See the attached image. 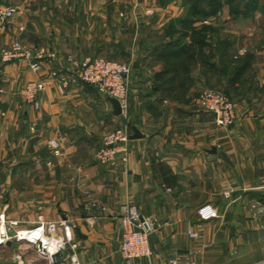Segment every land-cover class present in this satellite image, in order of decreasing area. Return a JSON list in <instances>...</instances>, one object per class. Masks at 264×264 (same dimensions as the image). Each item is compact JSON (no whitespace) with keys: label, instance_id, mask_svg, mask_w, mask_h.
I'll use <instances>...</instances> for the list:
<instances>
[{"label":"crops","instance_id":"0c3cea01","mask_svg":"<svg viewBox=\"0 0 264 264\" xmlns=\"http://www.w3.org/2000/svg\"><path fill=\"white\" fill-rule=\"evenodd\" d=\"M9 6L20 10L0 31V47L44 45L60 57L120 60L132 72L123 116L76 79L60 93L50 63L33 72L26 62L0 60V264H264V37L253 31L264 26L263 2L235 18L243 45L231 34L222 52L205 48L218 72L197 62L172 92L155 77L169 62L166 43L179 34L172 26L213 29L221 25L215 14L187 19L182 0H0ZM217 76L235 105L225 128L197 101L201 90L216 89ZM30 80L45 82L37 107L19 93ZM124 123L143 137L130 139L116 167L99 164L95 151ZM124 204L159 224L149 257L120 254ZM49 222L58 225L51 234ZM39 247L61 254L52 259Z\"/></svg>","mask_w":264,"mask_h":264},{"label":"built area","instance_id":"2783aa9c","mask_svg":"<svg viewBox=\"0 0 264 264\" xmlns=\"http://www.w3.org/2000/svg\"><path fill=\"white\" fill-rule=\"evenodd\" d=\"M19 10L18 7L14 6L0 8V31L4 29L8 20ZM0 60L5 63L26 62L33 72L42 71L44 63H50L52 68L49 73L60 93H65L70 81L76 79L95 87L100 94L106 97L117 99L121 107V115L125 116L126 114L132 72L129 63L107 60L102 57H75L70 54L60 57L52 48L44 45L30 47L20 41H13L7 46L0 47ZM44 88V81L30 80L25 83L19 93L25 102L37 107V95ZM197 101L206 112L213 115L217 126L225 128L234 122L236 117L235 105L222 92L213 88H205L198 93ZM129 135L130 129L127 123L106 134L101 146L95 151L96 161L110 167H116L119 159L125 161L128 154ZM48 145L54 155L60 154V145L57 140H50ZM86 206L93 210L96 208V203L88 200ZM120 213L123 223L127 224L120 239V254L125 259L149 257L151 250L148 237L159 226L156 218L141 214L139 209L132 204L122 205ZM63 226L66 232L72 229L71 226L65 223H63ZM57 227V223L49 222L46 225V230L51 234L56 231ZM188 234L191 237L197 236V233L192 231H189ZM67 235L68 241L71 237L69 233ZM45 245L40 243V246L46 249ZM65 246V242L59 243V249H64ZM42 248H38L39 252L49 257L51 253L45 252V249ZM71 258L75 261L74 255ZM171 262L176 263L175 260H171Z\"/></svg>","mask_w":264,"mask_h":264},{"label":"trees","instance_id":"16d2710c","mask_svg":"<svg viewBox=\"0 0 264 264\" xmlns=\"http://www.w3.org/2000/svg\"><path fill=\"white\" fill-rule=\"evenodd\" d=\"M189 1V0H187ZM190 8L188 11L187 19H191V15L194 17H204L208 15H213L217 13L216 3L219 1L215 0H190ZM253 4L252 6H250ZM247 7L246 10L254 8L257 3L252 0H246ZM236 13H240V9H236ZM187 19L185 20L186 22ZM191 31L188 33L190 41L185 43L182 41V37L187 36L188 32L182 31L179 32L178 36L170 40L165 45V49L168 51L169 62L164 67V69L155 74V77L161 79L166 86L162 85L163 90L167 92H172L179 87V84H182L183 79L188 76V73L191 69V66L195 63H204L209 66L211 70L215 72L219 71V68L216 64L210 63L211 58L208 57L205 48L210 44L208 42L207 34L211 31V27L202 26L200 28L191 27ZM172 38V37H171ZM225 67H221V72H225ZM238 71V70H237ZM221 73V75L223 74ZM236 75V74H235ZM233 75V77L235 76ZM238 75V74H237Z\"/></svg>","mask_w":264,"mask_h":264},{"label":"rangeland","instance_id":"374dc122","mask_svg":"<svg viewBox=\"0 0 264 264\" xmlns=\"http://www.w3.org/2000/svg\"><path fill=\"white\" fill-rule=\"evenodd\" d=\"M69 1H79V0H69ZM182 1H184L185 4H192V1H190V0L189 1L182 0ZM215 1H219V3H216L217 13L214 15V17L216 19V25H218V24H221V25L215 26L213 29L211 28V31L207 34V38L209 39V41L211 43V50L217 54L219 52H222V50H224L225 45H227L226 42L230 41L229 39L237 40L236 44L243 45V43H245V41H243V38L241 37V33H242L241 28H239V26L237 25V23L235 21V18H238L240 13H236V14H234V13L236 12V9H240V12L244 11V9L247 7V5H246V0H215ZM252 1L256 2V3L263 2V5H264V0H252ZM252 5L253 4H251L250 6H252ZM191 27L192 26H189V25L185 26V27L177 26V25L172 26V28L174 29V31H173L174 35L173 36H176V33L186 31V30L188 31V32H186L188 34L192 29ZM224 29H226V31H224ZM229 31H234V33H231ZM253 31H254V34H259V35L263 34V36H261V37H264V26L258 27L257 25H253ZM169 34H171V33H169ZM231 34L232 35L235 34L236 35L235 38H233V36L232 37L228 36ZM171 37L172 36H170V38ZM227 37H229V39ZM247 43H250V42L248 41ZM251 44H256V42H251ZM90 57H98V56H90ZM102 58H104V57H102ZM104 59L110 60V58H104ZM216 61L217 62L220 61V63L222 64L223 58H220V57L217 58L216 57ZM220 80H221V78L219 76H217V78L215 80L216 90L222 92L223 94H225L229 98V96L225 92V90H223V88L220 87L221 86L219 83ZM213 89H215V88H213ZM127 125L129 127L128 123H127ZM129 129H130V127H129ZM131 133L132 132L130 129V134ZM129 140H130V138H129Z\"/></svg>","mask_w":264,"mask_h":264},{"label":"water","instance_id":"95a60500","mask_svg":"<svg viewBox=\"0 0 264 264\" xmlns=\"http://www.w3.org/2000/svg\"><path fill=\"white\" fill-rule=\"evenodd\" d=\"M134 67H136V65H134ZM108 100L109 102L111 103L112 105V108H113V114L114 115H121L122 111H121V107L119 105V102L117 99L115 98H112V97H108ZM129 127L131 129V134L129 136L130 139H137V138H141L143 137V134H141V132L137 129V127H135L134 125L132 124H129ZM77 231V234L79 236H81V233H80V230L79 229H76ZM40 245V243H39ZM61 254V252H56L54 254L51 255V258L54 259L57 255Z\"/></svg>","mask_w":264,"mask_h":264}]
</instances>
